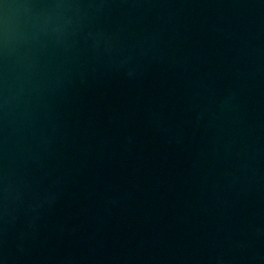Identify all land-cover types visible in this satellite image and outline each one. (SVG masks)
<instances>
[{
    "label": "water",
    "instance_id": "95a60500",
    "mask_svg": "<svg viewBox=\"0 0 264 264\" xmlns=\"http://www.w3.org/2000/svg\"><path fill=\"white\" fill-rule=\"evenodd\" d=\"M0 264H264V0H0Z\"/></svg>",
    "mask_w": 264,
    "mask_h": 264
}]
</instances>
